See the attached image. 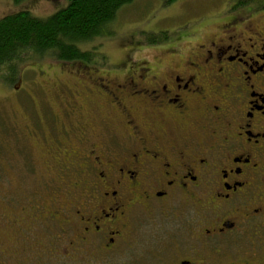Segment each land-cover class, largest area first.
<instances>
[{"label": "flooded vegetation", "instance_id": "obj_1", "mask_svg": "<svg viewBox=\"0 0 264 264\" xmlns=\"http://www.w3.org/2000/svg\"><path fill=\"white\" fill-rule=\"evenodd\" d=\"M228 1L44 82L26 128L65 188L0 199V264H264V0Z\"/></svg>", "mask_w": 264, "mask_h": 264}, {"label": "rangeland", "instance_id": "obj_2", "mask_svg": "<svg viewBox=\"0 0 264 264\" xmlns=\"http://www.w3.org/2000/svg\"><path fill=\"white\" fill-rule=\"evenodd\" d=\"M228 2L175 0L165 4L162 0H133L117 11L104 35L81 44L80 48L90 51V63L100 67L124 62L126 55L135 61L151 57L161 42L176 34L188 35L192 29L215 18ZM66 4L67 0H0V18L19 11L46 18ZM17 54L8 66H0V199L32 197V193L44 186L45 192L48 185L56 187L58 183L65 188L52 170L43 181L42 153L34 149L29 139L26 119L35 113L34 119L41 120L37 103L47 98L39 90L46 80L56 84L57 73L82 65V61H60L50 51L24 49ZM42 118L47 121L45 129L50 135H62L58 120L53 123L51 115L46 114Z\"/></svg>", "mask_w": 264, "mask_h": 264}, {"label": "trees", "instance_id": "obj_3", "mask_svg": "<svg viewBox=\"0 0 264 264\" xmlns=\"http://www.w3.org/2000/svg\"><path fill=\"white\" fill-rule=\"evenodd\" d=\"M19 1V0H16ZM133 0H67L65 7L46 18L19 11L0 18V66L24 49L50 51L64 62L92 60L80 45L104 35L117 11ZM165 4L175 0H162Z\"/></svg>", "mask_w": 264, "mask_h": 264}]
</instances>
